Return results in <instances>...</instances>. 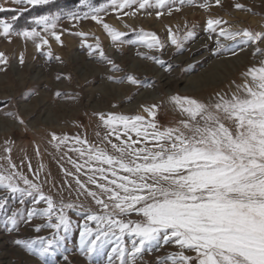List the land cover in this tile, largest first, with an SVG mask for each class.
Listing matches in <instances>:
<instances>
[{
  "label": "snow or ice",
  "instance_id": "1",
  "mask_svg": "<svg viewBox=\"0 0 264 264\" xmlns=\"http://www.w3.org/2000/svg\"><path fill=\"white\" fill-rule=\"evenodd\" d=\"M15 5H45L50 0H8ZM196 0H110L108 7H93L91 0H81L86 12H69L71 21L91 19L101 24L114 44L121 46L127 34L106 23L101 13L112 12L124 16L137 12L155 10L156 18L179 12L185 4ZM223 7L222 0H214ZM212 0L200 7L210 9ZM234 7L244 10L245 5ZM6 9L0 3V12ZM26 8H17L23 12ZM151 15L152 12L148 11ZM16 16L0 18V36L11 41L13 36L36 43L39 51L48 44V37L63 43L62 33L57 32L61 14L38 16L33 19L37 27L17 31ZM229 22L209 16L207 31L216 36V53L226 46L221 38L255 45L254 54L260 59L241 73V82L232 81L225 91H216L206 101L191 96L173 94L166 100L178 109L182 119L175 125L163 127L156 121L159 105L143 107L146 115H118L93 113L98 116L106 133L96 136L99 147L79 134H50L47 143L61 152L57 161L63 172L62 183L57 186L51 173L43 165L33 170L28 163V174L20 170L7 155L0 156V190L18 199L23 206L31 199L32 208L24 220L28 223L36 216L46 218L37 224L36 232L47 228L48 236L31 239H16L14 243L41 261L55 255L63 246L67 234L72 231L73 220L68 211L74 210L83 217L79 232V252L91 261L105 246L114 243L108 254V264H147L143 260L153 246H173L157 264H264V30L225 27ZM39 28V30H38ZM195 25L179 29H167L169 41H161L155 33L141 30L136 40L128 44H144L149 49L163 50L166 43L182 49L189 38L194 37ZM70 35L87 42L88 33L72 32ZM135 32V29H132ZM43 33V35L41 34ZM91 55L98 51L113 70L119 66L107 57L96 38V43L86 44ZM46 55L53 54L49 50ZM235 55V53H233ZM56 59H60L57 57ZM151 59L164 67L165 61L157 55ZM7 57L0 52V65H7ZM19 63H24L21 53ZM172 65L168 64V70ZM58 80L60 76L56 77ZM109 80L124 82V79L109 75ZM131 85L141 83L134 75H127ZM234 89V90H233ZM57 96L62 95L59 91ZM19 125L25 120L18 113L5 112ZM115 135L117 143L111 136ZM135 137V138H134ZM12 151V143L5 141L4 153ZM36 155H41L39 145ZM75 155V159L73 155ZM21 161V167L23 166ZM8 167L5 168L4 165ZM70 165L71 167H66ZM45 185L49 190L45 191ZM57 189L53 194L51 189ZM75 194V200L66 201ZM83 197V200L80 198ZM58 198V199H57ZM85 201H90L87 205ZM7 195L0 196V210L7 207ZM44 205L43 207H40ZM135 214L137 219H132ZM21 209L17 208L5 221L8 232L18 229ZM89 222H94L91 227ZM125 238L128 242L126 243ZM68 257L65 255L64 260Z\"/></svg>",
  "mask_w": 264,
  "mask_h": 264
},
{
  "label": "rangeland",
  "instance_id": "2",
  "mask_svg": "<svg viewBox=\"0 0 264 264\" xmlns=\"http://www.w3.org/2000/svg\"><path fill=\"white\" fill-rule=\"evenodd\" d=\"M57 1L58 0H50V2ZM91 2L93 7L99 8L101 6L108 7L110 0H91ZM203 2H206V0H196L195 3L185 4L181 11H174L171 15H168L167 11L165 10V14L160 18H156L154 9L148 10L152 12L151 15L148 14V11H141L137 12L136 17L135 15L124 16L122 13L117 14L112 12L109 8L107 13H101V15L103 20L114 28L118 29L116 27V22L122 24L123 20L128 19L126 23H129V27L123 31L119 30L127 34L122 38L125 40V43L121 46H118L112 42L111 37L106 33L101 24L92 21L91 19L75 22L67 18L66 14L69 12L83 13L88 11V9L81 4V0H79V3L76 6L67 9V11H64L63 9L61 12L55 11L48 14H37L38 16L57 13L61 14V20L57 25V32L62 33V44L55 41L53 37H48L49 43L42 44L41 49L38 51L36 48V43H39V40L34 43L31 40L25 41L23 37L13 36L11 41H9L8 39L0 36V52L5 54L8 61L6 66L0 65V77L5 82V88H0V119H2L3 123L6 122L4 125L5 128H0V156H9L12 162L20 167L21 171L29 175V178H32L27 167L29 162H31L33 170L40 167V165H43L45 172L41 173V176L43 177L46 173L50 172L51 180L57 186H59V184L62 183L63 178V172L60 170V167L57 163L61 152L47 143L52 132H55L58 135L68 134L70 136L79 134L82 138H86L90 143L97 144L99 147H106L110 152V145L99 143L96 133L99 132L101 136H104L106 130L104 129L103 125L99 123L98 116H93V113H115L118 115L128 116H134L136 114L146 115L142 111L143 107L157 104L160 106L157 117L155 118L157 123L163 127L173 126L180 119H182V116L178 109L173 108V106L167 102V97H170L173 94H179L181 96H191L206 101L216 91H225L226 86L229 88L231 83L230 81L225 84L226 86H212L209 84V79L206 77L213 71V67L215 66L216 62L219 63L220 61L222 62L223 60H227L229 58L240 59L241 56L239 55L245 51L253 50L255 52V45H253L251 42L245 43L239 38L234 42L221 38L225 45L230 47L217 54L215 51L216 36L210 34L207 31L205 21L209 16H211L215 18H222L223 20L228 21L229 23L225 25V27H231L233 29L249 28L255 31L264 30V0H222L223 7L217 6L214 3V0H212L210 9H204L200 7L201 3ZM0 3H3V6L6 9H11L0 12V18L10 19L12 16H16L14 28L17 31L23 30L25 28L30 29L32 27H37L33 23V19L38 16H33V19L30 21V25L25 24V18H27L26 12L29 11L32 6L15 5L14 3H9L8 0H0ZM235 3H241L245 5V9H236L234 7ZM21 7L26 8V10L22 13L15 11V9ZM129 18H131V20ZM193 25H195V35L185 42V45L182 49H176L175 46L170 45V42L166 43V46L163 50L159 49L158 47L149 49L147 45L144 44L127 43L128 40H136V33H139L141 30L155 33L161 41H169L167 33V29L169 27H171L173 30L179 29L180 34H182L184 32L185 26L192 28ZM64 29H69L72 32H87V42L82 43L80 37L76 35H70L68 32H64ZM132 29H135L136 31L133 32ZM41 34L43 35V33ZM97 37L99 38V43L104 42L102 45H100L101 50H103L107 57L115 61V63L119 66V70H113L107 61L99 56L98 51H93L91 55L89 54V49L87 48L86 44L94 45L96 43ZM70 44L73 45L70 46ZM194 45L197 46L196 50L194 52L189 51V49ZM122 46L128 51V53L129 49L138 51L132 55V60L129 59L124 64H122V61L118 60V57L122 56ZM259 46L264 47V44H259ZM49 50L53 54L51 57L46 55L47 51ZM254 52H252L249 57H246L241 70L237 72L234 69L236 71L235 73H238V75L236 74V81L238 83L242 80L241 73L245 71L247 67L252 66L253 64H257L258 66L260 59H262V57H260L258 54H254ZM21 53L24 56L23 64L19 63V57ZM233 53H235V55H233ZM74 55L76 57H80V60L78 59L80 62L78 60L73 61L70 59V57L72 58ZM128 55L129 54H127V56ZM152 55H157L163 59L165 61L164 67L155 64L151 59ZM204 56L205 58H203ZM57 57L60 59H56ZM83 57L85 58L83 59ZM135 59L149 61L151 67L155 69L154 73L149 71V68L144 69L145 71H140V69H137L135 72L131 73L129 68L133 65V60ZM86 61L87 64L88 62L91 63H89L90 67L86 65ZM229 61L231 60H228L227 62ZM168 64L172 65L171 70H168ZM26 67H28L26 72L25 70H22L23 75H21V77L23 78L19 80L20 82L18 81V76L9 72L10 76H12L10 78L7 76L9 74L4 71L5 68L8 70L12 69L14 71V68L25 69ZM99 67L102 72L104 71L103 73L105 76L100 75L101 72L98 73ZM55 68L56 72L61 73L50 76L48 74L49 69L54 70ZM91 68H94V70H91ZM89 70L91 72H89ZM67 73L69 74L67 75ZM107 73L108 76L113 75L124 79V82L120 83L109 80L107 78ZM127 75H134L138 80L141 81V83L139 85H131L126 80ZM155 75L158 76L154 78L153 76ZM57 76H60L61 79L58 80L56 78ZM15 78L17 80H15ZM51 78L53 79V81H51L53 83H50L57 87L58 89L56 92L59 91L62 93V95L57 96L54 90L46 86V81ZM80 79L82 82H80ZM110 84L119 87L120 91L119 89L118 91L113 89L112 91H108L110 92L108 94V92L105 90V86ZM208 85L212 87L208 88ZM77 86H83L84 88L82 87V89L81 87ZM124 86L129 87V89L131 87L132 88L131 90H128L126 87L122 89ZM88 89H90L92 92ZM40 94L43 95L44 106H42L43 103L40 104L41 106L39 105L40 107H37L35 110L36 113L34 114H32V111L22 114L24 109L23 107L31 106L33 104L31 101L36 99L38 97L37 95ZM97 94H100V96L96 97L95 95ZM113 94L116 98L113 96ZM53 96L55 97L56 102L58 101L65 107V110L64 107H62L63 109H58V111L60 110V113L58 112L57 114L58 116L60 115V120L56 121L51 126L50 124L44 126L43 124L45 123H40L42 124L41 126L40 124L35 125L37 123H34L33 120H42L45 118V114L51 113L47 107L54 104V101L49 100V97ZM65 96H69L71 99H64ZM93 96H95V98H93ZM106 96H109V98ZM81 97L82 99H80ZM83 100L84 102H82ZM86 100L88 102H86ZM91 110L94 111L92 112ZM63 111L65 113H63ZM5 112L18 113L19 116L25 120V126L19 125L18 122L13 119V117H6L4 115ZM47 126H50L51 130L48 131L47 129L50 127L47 128ZM110 138L113 143L118 142L115 135L111 136ZM5 141L12 143V151L10 153L3 152ZM36 145H39L40 148L41 155L39 156L35 153ZM70 155H73L74 159L76 158L74 154L70 153ZM21 161L24 162L22 167ZM0 163H3L2 159H0ZM65 166L71 167L70 165ZM4 167L7 168L8 165L5 164ZM44 187L45 191L47 192L50 186L45 185ZM56 190L57 189L55 188L51 189L53 194L56 192ZM2 195H7L8 204L5 209L0 210V264H108V254L111 252V248L114 246V243L107 244L100 254L93 255L91 261L80 254L79 232L85 221L83 217L77 215L74 210L68 211L69 216L73 220L72 231L67 234L63 246L57 250L55 255L48 257L46 261H41L38 257H32L31 254L27 253L25 249L17 246L14 241L16 239H31L36 236L50 235L51 230L47 228L41 229L40 232L35 231L36 225L46 222V218L36 216L33 218L31 223L26 222L24 217H26L27 211L32 208L31 199H27L25 204L21 206L18 203V199L13 198L10 194H6L0 190V196ZM64 198L66 201L75 200V194L73 193L72 197H69L68 193L64 192ZM80 199L83 200V197ZM88 203H90V201H85L86 205ZM43 206L44 205H41L40 207ZM17 208L21 209L20 222L18 229L10 233L7 230L5 221L7 216ZM131 218L137 219L135 214H133ZM89 224L91 227H95L94 222H89ZM125 241L126 243L128 242L127 238H125ZM174 250L175 248L173 246H164L162 244L160 246L154 245L150 251L145 253L143 260L146 261L147 264H157L158 257L162 260L166 253L170 254ZM65 255L68 257L67 261L64 260Z\"/></svg>",
  "mask_w": 264,
  "mask_h": 264
},
{
  "label": "bare ground",
  "instance_id": "3",
  "mask_svg": "<svg viewBox=\"0 0 264 264\" xmlns=\"http://www.w3.org/2000/svg\"><path fill=\"white\" fill-rule=\"evenodd\" d=\"M136 16V15H135ZM137 17V16H136ZM130 20H131V18H129ZM128 21V19H126V20H123L122 21V24L121 23H117L116 22V27L118 28V30H124V29H126V28H128L129 27V23H126ZM131 25V24H130ZM104 41V40H103ZM102 43H104V42H101L100 43V45H102ZM73 44H70V46H72ZM201 45V44H200ZM199 46V45H198ZM196 45H194V46H192L190 49H189V51H195L196 50ZM120 50V49H119ZM122 56L121 57H118L119 59L118 60H120V61H122V64H124L127 60H132V55L134 54V53H136V52H138V51H136V50H134V49H129V53H128V51L125 49V48H123V46H122ZM172 51V50H171ZM65 52H66V50H65ZM252 52H254L253 50L252 51H245L244 53H241L239 56H241V58L240 59H233V58H229V59H225V60H223L222 62L220 61L219 63H215V66L213 67V71L211 72V73H209L208 74V76L206 77L207 79H209L208 80V82H209V84L210 85H212V86H226L225 84L227 83V82H232V81H236V76L238 75V73H235L236 71L238 72L239 70H241L242 68H243V65H244V61L246 60V57H249L251 54H252ZM150 53V52H149ZM80 54V53H79ZM127 54H129L128 56H127ZM151 54H153V53H151ZM169 54V53H168ZM78 55V54H77ZM188 55H191V54H188ZM83 56V55H82ZM206 56V55H205ZM205 56L203 57V58H205ZM70 57V56H69ZM82 58V57H81ZM85 57H83V59H84ZM70 59H72L73 61H77L78 59L80 60V57H76L75 55L74 56H72V58L70 57ZM78 60V61H79ZM86 60V59H85ZM182 60V59H181ZM228 60H231V61H229V62H227ZM67 61V60H66ZM70 61V60H69ZM134 61V63H133V65L129 68L130 69V71H131V73L132 72H135L137 69L139 70L140 69V71L141 70H143V71H145L144 69H148L149 68V71H151L152 73H154V68H152L151 67V64L149 63V61H141V60H133ZM80 62V61H79ZM82 62H83V60H82ZM176 62H178V61H176ZM182 62V61H181ZM195 62V61H194ZM86 63V65H90L91 63L90 62H88V64H87V61L85 62ZM90 63V64H89ZM75 64H76V62H75ZM178 64V63H177ZM72 65V64H71ZM74 65V64H73ZM79 65V64H78ZM80 65H81V63H80ZM83 65H85V64H83ZM96 65V64H95ZM88 66H87V70H88ZM92 66H94V65H92ZM83 67V66H82ZM90 67V66H89ZM27 68L28 67H26L25 69H15L14 68V71L11 69V70H8L7 68H5V72H7L9 75H7L8 77H12V76H10V73H12V74H15L16 76H18V81L19 80H21L23 77H21V75H23V73H22V70H25V72L27 71ZM51 68H54V67H51ZM95 68V67H94ZM94 68H91V70L93 69L94 70ZM96 68H97V66H96ZM236 71H235V70ZM46 70V69H45ZM55 70V71H54ZM54 70H51V69H49V72H48V74L50 75V76H54V75H57V74H59V73H61V72H56V68L54 69ZM62 70V69H61ZM63 71V70H62ZM157 71V70H156ZM4 72V73H5ZM10 72V73H9ZM46 72V71H45ZM87 72V71H86ZM89 72H91L90 70H89ZM93 72V71H92ZM99 72H101L100 73V75H104V71L102 72L101 71V69H100V67H99V69H98V73ZM47 73V72H46ZM97 73V72H96ZM138 73V72H137ZM146 73H147V71H146ZM164 73V72H163ZM69 73H67V75H68ZM237 74V75H236ZM83 75V74H82ZM89 75V74H88ZM91 75V74H90ZM95 75V74H94ZM97 75V74H96ZM143 75V74H142ZM84 76H85V74H84ZM105 76V75H104ZM107 76H108V73H107ZM106 76V77H107ZM113 76V75H112ZM158 75H155V76H153L154 78L155 77H157ZM160 77H162L161 75H159ZM97 77V76H96ZM95 77V78H96ZM116 77V76H115ZM17 78V77H16ZM15 78V80H17ZM91 78V77H90ZM100 78H103V77H100ZM105 78V77H104ZM118 78V77H117ZM36 79V78H35ZM47 80V79H46ZM45 80V81H46ZM91 80H93V79H91ZM150 80V79H149ZM39 81V80H38ZM51 81H53V79L51 78V79H49V80H47L46 81V86L48 87V88H51L52 90H54L55 91V93H56V90L58 89L57 87H55V86H53L51 83H53V82H51ZM90 81V80H89ZM88 81V82H89ZM20 82V81H19ZM19 82H17V83H19ZM51 82V83H50ZM80 82H82L81 81V79H80ZM86 82V81H85ZM101 82V81H100ZM103 82V81H102ZM191 83H193V82H191ZM198 83H200V82H198ZM71 84H72V82H71ZM194 84V83H193ZM70 85V84H69ZM103 85V84H102ZM102 85H101V87H102ZM104 85H105V82H104ZM196 85V84H195ZM195 85H193V86H195ZM71 86V85H70ZM120 86V85H119ZM127 86V85H126ZM126 86H124V87H122V89L123 88H125ZM200 86H201V84H200ZM209 86V85H208ZM212 86H209L208 88H210V87H212ZM72 87V86H71ZM77 87H81V86H77ZM83 87V86H82ZM81 87V88H82ZM131 87V86H130ZM196 87V86H195ZM0 88H5V82L3 81V79L0 77ZM73 88V87H72ZM84 88V87H83ZM82 88V89H83ZM126 88H128V90H131V88L129 89V87H126ZM198 88H199V86H198ZM7 89H8V87H7ZM91 89V88H90ZM90 89H88V90H90ZM113 89H116L117 91H118V89H119V91H120V88L119 87H117L116 85L115 86H113V84L111 85H106L105 86V90L108 92V91H112ZM228 89V87L226 86V88H225V90H227ZM71 90V89H70ZM93 90V89H92ZM80 91V90H79ZM91 91V90H90ZM96 91V90H95ZM102 91V90H101ZM116 91V92H117ZM92 92V91H91ZM100 92V91H99ZM80 93V92H79ZM82 93H83V91H82ZM82 93H81V95H82ZM89 93V92H88ZM96 93V92H95ZM98 93V92H97ZM106 93V92H105ZM110 92H108V94H109ZM118 93V92H117ZM123 93H125V92H123ZM54 94V93H53ZM52 94V95H53ZM85 94H86V92H85ZM90 94V93H89ZM88 94V95H89ZM115 94V93H114ZM114 94H113V96H114ZM145 94V93H144ZM80 95V96H81ZM125 95V94H124ZM38 97L36 98V99H33L32 101H31V103H33L31 106H27V107H23L24 109H23V113L22 114H24V113H26V112H33L32 114H34V113H36V109H37V107L40 105V104H42L43 103V100H44V98H43V95L42 94H40V95H37ZM92 96V95H91ZM96 97H98V96H100V94H97V95H95ZM95 96H93V98H95ZM103 96H105V95H103ZM111 96H112V93H111ZM110 96V97H111ZM118 96H119V94H118ZM123 96V95H122ZM144 96V95H143ZM83 97H84V94H83ZM106 97H108L109 98V96H106ZM115 97V96H114ZM79 98V97H78ZM112 98V97H111ZM116 98V97H115ZM141 98V97H140ZM64 99H71V97H69V96H65L64 97ZM75 99H77V98H75ZM80 99H82V97L80 98ZM79 99V100H80ZM90 99H92V98H90ZM89 99V100H90ZM49 100L50 101H54L53 103V105H51V106H48L47 107V105H46V107H47V109H49V111L51 112V113H47V114H45L44 112V114H45V118L44 119H42V120H40V119H35V120H33L34 121V123H37V124H35V125H38V124H40V123H45V124H43L44 126H46V125H49L50 124V126L52 125V124H54L56 121H58V120H60V115L58 116V112L60 111H58V109H63L62 107H64L61 103H59L58 101L56 102L55 100V97L53 96V97H49ZM63 100V99H62ZM88 100V99H87ZM86 100V102H88ZM111 100V99H110ZM113 100V99H112ZM118 100V99H117ZM141 100V99H140ZM143 100V99H142ZM94 101V100H93ZM103 101H104V99H103ZM116 101V100H115ZM137 101H139V100H137ZM82 102H84V100L82 101ZM81 102V103H82ZM85 102V103H86ZM107 102V101H106ZM105 102V103H106ZM91 103V102H90ZM100 103V102H99ZM103 103V102H102ZM101 103V104H102ZM112 103V102H111ZM141 104V103H140ZM50 105V104H49ZM83 105V104H82ZM98 105H100V104H98ZM111 105V104H110ZM142 105V104H141ZM41 106V105H40ZM39 106V107H40ZM42 106H44V103H43V105ZM87 106V105H86ZM74 107H76V106H74ZM43 108V107H42ZM137 108V107H136ZM68 109V108H67ZM76 109H78V108H76ZM81 109V108H80ZM90 109V108H89ZM45 110V109H44ZM64 110H65V107H64ZM69 110V109H68ZM79 110V109H78ZM129 110V109H128ZM133 110V109H132ZM39 111V110H38ZM48 111V110H47ZM71 111V110H70ZM69 111V112H70ZM92 111V110H91ZM94 111V110H93ZM92 111V112H93ZM97 111V110H96ZM100 112V111H99ZM129 112V111H128ZM136 112V111H135ZM42 113V114H43ZM60 113V112H59ZM63 113H65L64 111H63ZM77 113V112H76ZM80 113V112H79ZM88 113V112H87ZM31 114V115H32ZM43 114V115H44ZM68 114V113H67ZM74 114V113H73ZM26 115V114H25ZM41 117H43V116H41ZM72 117V116H71ZM69 118V117H68ZM62 119H63V117H62ZM61 119V120H62ZM72 119V118H71ZM68 120H70V119H68ZM73 120V119H72ZM6 123V122H5ZM5 123H3V121H2V119H0V128H5ZM42 124H40V126L42 125ZM58 125V124H57ZM50 126H47V128H49ZM46 128V127H45ZM54 128V127H53ZM52 128V129H53ZM58 128V127H57ZM48 131L49 130H51V127L49 128V129H47ZM55 130H58V129H55ZM63 131V130H62ZM65 133H67V132H65Z\"/></svg>",
  "mask_w": 264,
  "mask_h": 264
},
{
  "label": "trees",
  "instance_id": "4",
  "mask_svg": "<svg viewBox=\"0 0 264 264\" xmlns=\"http://www.w3.org/2000/svg\"><path fill=\"white\" fill-rule=\"evenodd\" d=\"M79 3V0H58L57 2H49L45 5L32 6V8L26 12L27 18H25V24L30 25L33 16H38L43 13H53L55 11H67V9L73 8Z\"/></svg>",
  "mask_w": 264,
  "mask_h": 264
}]
</instances>
